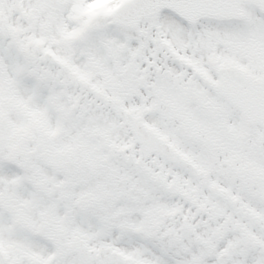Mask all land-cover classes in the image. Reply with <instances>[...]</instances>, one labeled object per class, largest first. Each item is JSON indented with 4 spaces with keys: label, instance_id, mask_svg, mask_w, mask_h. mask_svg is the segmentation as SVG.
I'll use <instances>...</instances> for the list:
<instances>
[{
    "label": "snow or ice",
    "instance_id": "snow-or-ice-1",
    "mask_svg": "<svg viewBox=\"0 0 264 264\" xmlns=\"http://www.w3.org/2000/svg\"><path fill=\"white\" fill-rule=\"evenodd\" d=\"M0 264H264V0H0Z\"/></svg>",
    "mask_w": 264,
    "mask_h": 264
}]
</instances>
